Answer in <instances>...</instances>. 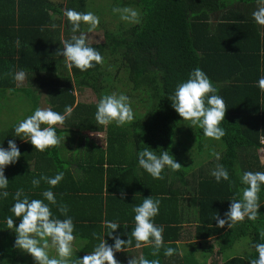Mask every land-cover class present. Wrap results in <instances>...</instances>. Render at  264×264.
I'll list each match as a JSON object with an SVG mask.
<instances>
[{
	"label": "trees",
	"instance_id": "trees-1",
	"mask_svg": "<svg viewBox=\"0 0 264 264\" xmlns=\"http://www.w3.org/2000/svg\"><path fill=\"white\" fill-rule=\"evenodd\" d=\"M66 1L69 2L64 6L49 0H0V18L11 17L15 26L9 29L13 33L4 31L8 26L4 21L0 28V38L6 39L0 40V91L11 90L12 94L28 91L27 100L35 104L29 114L40 107L38 96L32 98L33 88L45 89L53 111L63 113L66 105L72 106L71 115L58 124L62 129L54 126L58 137L65 130L69 133L107 129L109 136L117 138L126 135L132 127L137 136L142 135L140 151L145 147L157 155L168 151L181 168L172 177L170 168L162 171V188L157 189L160 193L156 195L163 202L162 207L173 213L163 215L164 223L182 224L183 216L178 211L189 194V201L195 207L196 237L205 242L202 243L204 264L208 254L214 256L217 261L214 264H249L256 257L253 244L260 242V233L264 232V185L258 193L255 220L245 218L231 228L227 225L218 228L214 217L219 214L223 218L229 201L243 187L239 181L243 171L264 172V163L261 164L258 155L259 150L264 151V92L256 86L259 76L264 75V25L252 18L257 0H134L132 4L142 11L138 23L107 31L103 43L92 44L85 35L86 44L95 48L102 60L83 71L69 68L57 53L63 48L62 41L81 32L85 34L86 30L81 23L73 33L64 11L88 12V0ZM196 67L208 76L225 104V117L220 124L225 135L219 140L205 137L197 126L191 125L194 130L190 131L188 121L179 117L168 99L176 85L187 80L189 72ZM21 70L26 79L31 78V84L17 86L13 75ZM47 74L51 79L43 83ZM113 83L116 91L120 90L119 86L126 89L121 93L129 98L133 118L121 126L115 122L99 125L95 120L96 105L101 96L113 93ZM85 90L93 91L98 101L78 102L76 92ZM0 135L3 147L7 148L8 140H14L21 153L15 164L5 168L9 181L5 190L9 195L0 198V264H25V256L13 255L9 244L15 240L14 229L6 224V218L12 216L9 209L14 203L13 196L22 189L29 199L43 200L41 193L50 186L41 180L34 188L31 180L58 172L66 176L67 171L59 143L35 151L22 140L27 139L24 136L16 137L9 131H1ZM205 148L208 152L203 160L196 162L194 155L189 156L195 151L201 156ZM217 154L218 164L227 169L231 185L224 180L217 183L210 175L213 169L205 168V163L217 159ZM65 183L63 177L58 185ZM54 196L56 207L62 198H58L59 194ZM12 219L19 222L14 216ZM212 239L219 240L216 254L215 245L208 244ZM243 239L246 247L241 249V255L240 252L235 255L232 248ZM247 247L252 251L246 253Z\"/></svg>",
	"mask_w": 264,
	"mask_h": 264
},
{
	"label": "clouds",
	"instance_id": "clouds-1",
	"mask_svg": "<svg viewBox=\"0 0 264 264\" xmlns=\"http://www.w3.org/2000/svg\"><path fill=\"white\" fill-rule=\"evenodd\" d=\"M114 13H118L122 21L139 22V13L130 7L113 8ZM64 16L70 24V30L75 33L81 23L88 24L91 31L98 24V17L91 11L77 12L72 9L64 11ZM253 20L260 25H264V0H257V7L252 12ZM19 45V41H16ZM63 48L57 54L64 58L65 64L71 68L76 67L81 71L93 66V62L100 63L102 57L93 47L86 44V37L83 32L79 36L73 35L70 40L62 41ZM13 79L18 83L25 79L23 70L17 71ZM256 86L264 92V75L259 76ZM216 88L208 76L196 67L189 72L187 80L176 85L173 93L168 97L171 101L172 109L183 119L189 121L191 125L202 129L203 135L207 138L219 140L225 135L224 129L220 127L225 117V104L223 98L216 94ZM72 106H65L63 113L53 111L51 108L37 107L31 115L19 121L13 131L16 137L24 136L22 139L30 143L35 151H44L50 146L59 143L55 125L63 124L65 119L71 115ZM133 112L129 104V98L125 94L112 93L103 95L96 105L95 120L99 125H108L115 122L116 126H121L132 120ZM137 162L140 168L147 172L154 179H162V171L167 167L172 171L179 170L181 165L168 151H156L149 147L137 152ZM21 156L20 149L14 140H8L7 148L0 144V198L7 197L9 193L5 190L9 181L5 176V168L15 164ZM219 159V154L216 155ZM210 175L217 183L221 180L229 181L227 169L217 164ZM64 177L63 172H58L54 176H43L39 179L31 180L32 186L38 187L41 180L50 186L48 190L41 193L42 199H29L24 195L22 189H18L14 196V203L9 211L12 216L18 218L19 222L14 223L12 216L6 218L9 229H14V247L30 255L34 264H69L68 257L71 255V242L74 239V225L72 218L67 216V206L61 204L58 208L64 219L53 216L49 204L56 205L54 193L51 187L57 186ZM240 184L243 186L240 191L229 202L227 211L223 218L219 214L214 217L216 226L224 228L227 225L231 228L233 224L245 218L255 220L258 214V193L261 185H264V172L243 171L239 176ZM231 185V181H229ZM123 196L124 193L122 192ZM238 197V198H237ZM48 203H45L44 201ZM160 200L152 196L143 198L142 202L132 207L134 213V227L128 235L127 241L120 236H113L119 228L114 221L104 220L103 226L110 230L109 236L113 243L108 244L104 237L99 239L90 253L82 258H77L75 264H118L114 254L124 251V247L136 241L135 247H142V242H150L154 249L158 250L162 244L163 226L156 225L153 218L159 213ZM129 235L131 239L129 238ZM95 237L96 234L93 233ZM54 247L55 257L48 254L49 247ZM256 253L254 259H250L249 264H264V232L260 233V242L253 244ZM174 249L165 248L164 255L171 256ZM155 255V252L153 253ZM128 264H137V260L132 258ZM138 264H159L157 259L148 260L141 257Z\"/></svg>",
	"mask_w": 264,
	"mask_h": 264
},
{
	"label": "crops",
	"instance_id": "crops-1",
	"mask_svg": "<svg viewBox=\"0 0 264 264\" xmlns=\"http://www.w3.org/2000/svg\"><path fill=\"white\" fill-rule=\"evenodd\" d=\"M8 18L7 20L0 18V28H3L2 22L4 21L8 25L4 31L8 30L13 33L9 29L15 26L12 18ZM15 29L17 31L15 33L18 34V28ZM58 128L62 129L60 125ZM128 131L126 135L124 133L117 138L109 136L107 129L96 132L75 130L69 133L65 130L60 135L61 138L59 136L58 148L61 150L67 171L64 176L66 183L53 187L52 192L54 195L59 194L58 198H62V202L56 207L51 205L49 208L53 216L64 219L65 216L61 215L58 208L61 204L66 205L67 216L72 218L74 239L71 242V255L67 258L70 264L71 260L75 262L77 258L90 253L102 237L108 244L113 243L112 239L107 236L110 230L103 226L104 220L116 222L119 228L113 236H120L121 239L127 241L126 233L130 234L134 227L132 207L141 203L143 198L149 196L154 199L158 198L156 193H160L157 189L162 188L160 186L162 179H154L139 167L136 154L140 151L138 147H141L142 135L137 136L132 127H129ZM67 133L69 137L65 136ZM70 143L72 146L66 148ZM259 151L263 153L259 155L260 162L263 164L264 151ZM185 197L188 200L181 204L182 209L180 211L179 207L178 211V214L183 216L182 224L172 221L164 223L163 215L173 213L165 210V207H162L163 202L160 201L159 213L153 218V222L163 226L164 229L160 248L154 249L150 242H142V247L136 248V241L132 239V242L124 247V251L114 254L118 264H128L132 258H135L138 264L141 257L148 260L157 259L159 264H204L206 255L202 253V243L205 242L196 237L195 207L191 204L192 200L189 201V194ZM93 233L96 234L95 237ZM129 238L131 239L130 235ZM9 244L12 245L13 255L16 257L17 253L20 256L24 255L25 264H34L30 255L15 248L13 242ZM168 247L173 248L174 252L166 257L164 250ZM154 252L155 255H153ZM48 254L50 257L57 255L54 247H49ZM208 256L207 264L217 262L214 256L209 254Z\"/></svg>",
	"mask_w": 264,
	"mask_h": 264
},
{
	"label": "rangeland",
	"instance_id": "rangeland-1",
	"mask_svg": "<svg viewBox=\"0 0 264 264\" xmlns=\"http://www.w3.org/2000/svg\"><path fill=\"white\" fill-rule=\"evenodd\" d=\"M133 1L134 0H88V2H86V11L93 12L99 19L98 24L91 31H89L90 26L88 24L83 23L84 28L86 29L85 35L89 38V42L92 44L103 43L105 41L104 35L107 31L115 30L120 25H124L126 28L134 25L135 22L122 21L120 19L119 14L114 13L112 11L113 8H116V7L122 8V7L127 6V7L135 9L139 13V17H140V14H142V11H140L138 6L132 4ZM55 2H59V3H62V5H64V4H68L69 1L58 0ZM115 31H117V30H115ZM50 79H51L50 74L45 75L44 79H43V83L49 82ZM112 82H113V79L111 80V82L109 84H112ZM27 83L31 84V78H27V79L25 78L23 80V82H20V83L17 82V84H19V87H22V85L27 86L28 85ZM112 86H114V83ZM119 89L120 90H117V91L120 93L122 90H126L125 88H121L120 86H119ZM112 90H113L112 91L113 93L118 94L116 89H115V86ZM32 92L35 93V95H32V93H31L32 98H33V96H35V97H36V95L38 96V100H39V103L41 105V106L40 105L39 106L41 108H50L51 107L50 104H48V102L46 100V97L48 99V96L45 93V89L44 90H40V89L37 90V89L33 88ZM26 93H28V91H26L24 93L23 92H17L16 94L15 93L12 94L11 90H8L5 93H2L0 91V132L1 131L14 132L13 127L19 121H21L24 118H26L27 116L31 115L29 113H31V110L34 108L35 104H34V102L32 103V102H29V100H27V97L25 96ZM11 96H13V97L11 98ZM76 97H77L78 102H83V103H96L98 101L97 97L95 96V94L91 90H85L83 92L77 91ZM142 111L143 110L141 109V112ZM187 124H188L190 131L194 130V127L191 126V123L189 121ZM7 135L10 136L9 134H7ZM65 136L69 137L68 133ZM60 138H61V136H60ZM65 142H66V140H65ZM71 146L72 145L70 143V145H68V147L66 146V148H69ZM202 152H203V154L201 156H199L197 154V151H195V154L192 153V155H189V156L192 158L195 156L196 162L201 161V160H203L205 153L208 152V148H205V151L202 150ZM260 154L261 155L263 154L262 151H258V155H260ZM210 162L211 163H205V168L214 169L215 166L219 163V159H211ZM193 169H196V168H193ZM174 172L175 171L171 170L170 177L175 175ZM218 242H219L218 239H214V240H211L208 242L209 245H215L214 246V254H216V251L220 248V245H216V243H218ZM246 244L247 243H245L244 239L241 242L237 243V245L232 248L233 253L235 255L237 253L239 254L241 249L244 248V246L246 247ZM251 251H252V248L247 247L246 253H249Z\"/></svg>",
	"mask_w": 264,
	"mask_h": 264
}]
</instances>
